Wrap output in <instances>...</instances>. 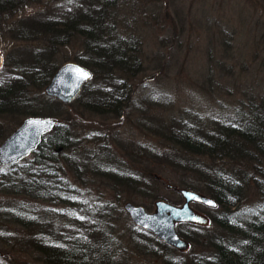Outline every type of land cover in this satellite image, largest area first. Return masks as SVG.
Instances as JSON below:
<instances>
[{"label":"trees","instance_id":"1","mask_svg":"<svg viewBox=\"0 0 264 264\" xmlns=\"http://www.w3.org/2000/svg\"><path fill=\"white\" fill-rule=\"evenodd\" d=\"M47 1L35 9L41 0H0V46L5 52L0 140L22 118L61 121L30 156L0 166V194L7 197L0 204L1 241L22 249L28 244L43 254L46 264H124L125 234L137 252L162 258L164 264H264V93L242 100L231 112L207 116L187 108L168 121L150 123L148 129L162 138L164 150L119 142L134 159L127 164L107 142L109 137L115 143L114 127L85 135L74 122L87 111L118 117L132 97L130 80L142 64V41L129 22L122 23L123 0ZM73 43L81 51L63 63L78 62L92 77L74 101L64 103L48 96L45 87L61 65L59 49ZM71 107L78 115L73 120ZM88 142L96 147L89 149ZM147 155L167 163L180 175L181 186L218 203L208 225L178 224L190 244L187 250L134 223L120 232L124 208L111 202L90 204L85 198L82 187L93 182L90 176L109 178L119 195L123 189L148 193L161 178L146 165L137 167L143 163L139 156ZM42 200L69 203L71 212L37 209ZM11 225L25 228L23 236L18 231L14 238L6 230Z\"/></svg>","mask_w":264,"mask_h":264},{"label":"rangeland","instance_id":"2","mask_svg":"<svg viewBox=\"0 0 264 264\" xmlns=\"http://www.w3.org/2000/svg\"><path fill=\"white\" fill-rule=\"evenodd\" d=\"M46 2L49 3L41 0L35 5V9ZM122 2V23L129 22L131 31L138 34L142 41V64L138 73L130 80L134 89L132 97L118 117L87 111L74 119V122L81 126L85 135L100 127H114L115 143L109 137L106 138L107 142L127 164H133L134 159L129 157L127 150L120 147L122 143L124 146L125 143H133L134 147L148 145L164 150L162 138L148 129L154 121H168L187 108H193L207 116L231 112L242 100L247 102L250 97L257 98L264 93V0ZM80 51L81 48L76 43L60 48L57 54L60 64H63L65 57H72ZM0 52L5 56L1 46ZM69 112L73 120V114L77 115L75 109L71 107ZM14 122L15 120L10 121L8 125ZM101 130L104 132V128ZM107 132L110 136L111 133ZM4 140H0V144ZM87 147L95 148L96 145L88 142ZM139 157L143 163L137 164L138 168L143 170L146 165L161 178L152 183L148 193L123 189L119 195L109 178L90 176L93 182L82 187L86 200L90 204L111 202L117 208L124 209L125 203L131 201L145 206L149 212L155 211L157 200L164 199V196L170 197L171 202L182 205L185 198L179 191V188H183L179 182L180 175L163 161L149 159L148 155ZM69 175L71 181L76 179L73 172L69 171ZM251 197H254L252 193ZM6 198L0 194V204ZM43 201L39 206L33 205L37 209L46 206L71 212L69 203ZM191 206L209 218L217 212L204 203L192 202ZM121 219L119 231L131 230L133 221L126 210ZM22 229L25 228L11 225L6 230H12L15 238ZM1 235L2 231L0 264H46L42 253L28 244L23 245V249L13 242L6 245L1 241ZM128 235L123 236L124 250L126 248L124 264H164L162 258L137 252L135 244L127 242Z\"/></svg>","mask_w":264,"mask_h":264},{"label":"water","instance_id":"3","mask_svg":"<svg viewBox=\"0 0 264 264\" xmlns=\"http://www.w3.org/2000/svg\"><path fill=\"white\" fill-rule=\"evenodd\" d=\"M4 60V55L0 52V67ZM81 73H87V78H83ZM91 77L92 72L82 64L75 61L65 62L45 87V93L64 103H70L78 97L83 85ZM60 123V120L52 117L25 118L0 144V166L12 165L30 156L41 144L43 136ZM179 191L185 198L182 205L160 199L156 202L155 211L149 212L145 206L128 201L125 203V209L138 227L152 231L167 244L180 250H187L190 244L179 234L177 225L183 222L200 225L209 223V217L196 211L191 203L201 202L214 207H217L218 203L200 191L186 187L179 188Z\"/></svg>","mask_w":264,"mask_h":264},{"label":"snow or ice","instance_id":"4","mask_svg":"<svg viewBox=\"0 0 264 264\" xmlns=\"http://www.w3.org/2000/svg\"><path fill=\"white\" fill-rule=\"evenodd\" d=\"M81 75L83 76V78H87L88 74L87 73H81Z\"/></svg>","mask_w":264,"mask_h":264}]
</instances>
